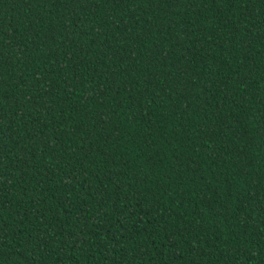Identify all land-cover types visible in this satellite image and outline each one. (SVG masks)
I'll use <instances>...</instances> for the list:
<instances>
[{"label":"trees","instance_id":"1","mask_svg":"<svg viewBox=\"0 0 264 264\" xmlns=\"http://www.w3.org/2000/svg\"><path fill=\"white\" fill-rule=\"evenodd\" d=\"M0 264H264V0H0Z\"/></svg>","mask_w":264,"mask_h":264}]
</instances>
